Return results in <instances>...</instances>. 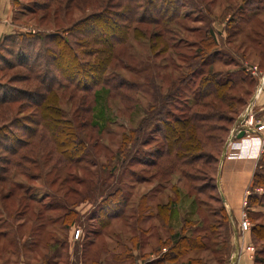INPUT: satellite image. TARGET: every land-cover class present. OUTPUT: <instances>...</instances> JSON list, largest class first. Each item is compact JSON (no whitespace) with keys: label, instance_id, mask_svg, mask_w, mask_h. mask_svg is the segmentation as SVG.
I'll list each match as a JSON object with an SVG mask.
<instances>
[{"label":"rangeland","instance_id":"1","mask_svg":"<svg viewBox=\"0 0 264 264\" xmlns=\"http://www.w3.org/2000/svg\"><path fill=\"white\" fill-rule=\"evenodd\" d=\"M51 1L18 0L17 10L0 15V93L20 97L40 89L35 75L42 70L31 66L45 61L39 51L43 38L57 33L74 43L69 33L75 35V23L100 10L97 0H75L64 10L65 1ZM163 1L153 0V5L159 9L167 5ZM149 2L134 0L132 6L139 14ZM169 4L172 8L163 14L172 22L162 26L158 20L141 38L130 34L107 71L140 86L134 102L122 103L101 90L92 113H76L69 91H57L62 120L76 125L86 148L72 164L57 161L48 153L51 147L38 144L36 137L24 136L25 127L35 125L15 121L32 110L21 102L0 108V264H198L199 255L207 264H230L232 231L221 218L216 177L224 149L237 140L235 132L253 126L260 115L256 101L264 95V0ZM149 31L162 33L164 44L151 46ZM209 71L222 79L229 76L236 85L231 94L244 98L245 105L225 112L232 121L205 125L224 131L203 135L206 140L199 137L200 160L191 165L177 161L168 171L167 160L158 155L165 150L164 126L149 89L161 97L171 87L173 93L178 89L172 100L167 98L171 104L164 107L162 119L182 118ZM85 103L80 109L89 106ZM131 131L139 139L120 152L122 136ZM249 136L242 148L257 145V135ZM17 138L43 153L26 149L12 156L20 144ZM247 209L244 205L242 216L248 219ZM190 244L203 248L192 250Z\"/></svg>","mask_w":264,"mask_h":264},{"label":"trees","instance_id":"2","mask_svg":"<svg viewBox=\"0 0 264 264\" xmlns=\"http://www.w3.org/2000/svg\"><path fill=\"white\" fill-rule=\"evenodd\" d=\"M62 1L66 2L65 8L63 7L64 10L75 0H61L60 5ZM97 1H100L98 6L100 10L91 13L72 27L76 30L75 35L69 33V36L75 40L74 43L67 40L62 34L57 33L43 38L39 51L45 61L42 65L36 61L31 66V68L42 70V74L35 75L40 89L22 93L20 97L11 96L6 92L0 93V108L21 102V105L24 104L27 109L33 111L30 116L22 117V119L18 118L15 122L20 120L35 125L36 128L25 127L27 132L24 133V136L26 134L27 136L32 135L37 138L38 144L51 147L48 151L49 155L52 154L57 158V161L64 165L72 164L74 158L86 148L79 138L80 135L76 125L62 120L63 116L57 107V91H69V100L74 101L76 113L85 112L89 109L92 113L98 98L96 92L101 90L106 91L109 98L120 100L122 103L134 102L135 94L139 92L140 86L127 83L119 78H112L107 74L114 59L115 50L126 42L130 34L134 38L145 36L148 32L147 28L151 25L157 26L159 24L158 20H161L162 26L172 22L170 17L163 14V12H168L172 8L169 4L172 0L167 2L164 0V4L167 3V5L161 6L159 9L156 5H153V0H150L148 10L143 8L139 14V9L136 7L134 10L132 6L134 0ZM57 12L58 9L54 10L55 14ZM34 37L39 40L42 36ZM149 37L151 46L164 44L162 33L149 31ZM207 46L208 48L211 47L210 43ZM221 77L212 71L205 74L200 79V88L194 95L193 103L188 106L185 116L177 119L162 118L164 107L171 104V102H167L168 99L172 100V96H176L178 89L173 93L171 91L174 88H169V93L165 97L159 96L157 90L149 89V91H152L149 94L151 101H154L158 106V122L164 126L163 143L165 150L160 151L158 155L167 160L170 168L167 169L168 171H171L177 161L184 165H191L200 160L201 155L196 154L201 148L199 137L206 140L208 138H203V135L210 136L215 130L224 131L221 127L216 129L205 125L211 121H232V117L224 115L225 112H233L236 104L245 105L244 98H237L231 94L236 86L234 81L229 76L224 79ZM85 102H89V106L85 110L80 109L79 106L86 105ZM215 104H218L219 107ZM161 107H163L162 110ZM143 128L138 130L142 131ZM138 139L139 137L133 131L129 136L123 135L119 151L122 152L128 142ZM17 140L20 144L18 148L11 152L12 156H18L22 150L26 149L29 150L28 153L33 155L43 153L42 151L39 152L40 149L36 152L30 141H21L19 138ZM120 160L121 163H125V159L121 158ZM11 163V159L7 160V164ZM156 165L154 163V166ZM263 167L264 154L259 159L251 190L255 187H264ZM118 192L119 190L108 197L113 198L115 194L118 195ZM255 203L264 207V193L261 195L251 193L247 199L246 207L248 208V206ZM247 212L249 219H253L248 209ZM220 214L222 215L221 218L229 223L224 207L220 208ZM250 234L252 244L256 249L254 264H264V221L251 225ZM192 240L188 239L187 243H192ZM188 248L194 250L201 249L203 246L201 244H190ZM91 264H97V262Z\"/></svg>","mask_w":264,"mask_h":264},{"label":"crops","instance_id":"3","mask_svg":"<svg viewBox=\"0 0 264 264\" xmlns=\"http://www.w3.org/2000/svg\"><path fill=\"white\" fill-rule=\"evenodd\" d=\"M17 8L18 0H0V15L7 16L9 9L10 11H15ZM260 96L256 101V110L258 115H260L253 122V126H247L250 133H252V130L259 122H264V95ZM249 137L237 139L231 148L227 149L216 177V188L220 194L223 207L228 213L232 231L234 252L229 261L230 264H254L256 249L251 242L250 227L255 223L264 221V207L256 203L251 204L248 206V211L252 214L253 219L248 218L249 229L244 232L241 231L240 222L242 220L243 206L247 203L246 199L251 193L256 195L261 192V194L264 193V187H255L251 190L252 180L262 155V145L259 138L255 137L258 140L257 145L251 144L249 148H242L240 144ZM190 260H192V257H190ZM195 260H198V264H207L203 261L202 255L197 256Z\"/></svg>","mask_w":264,"mask_h":264},{"label":"built area","instance_id":"4","mask_svg":"<svg viewBox=\"0 0 264 264\" xmlns=\"http://www.w3.org/2000/svg\"><path fill=\"white\" fill-rule=\"evenodd\" d=\"M240 129H243V130H246V135L247 137H249L250 134H255L257 135V137L259 138L260 142H261V145H262V148L264 146V122L262 123H258L254 129L252 130V133L249 132V130L246 128V127H241ZM239 129V130H240ZM238 131V130H237ZM236 131V132H237ZM235 132V133H236ZM246 206V203L244 204ZM250 227V224H249V221L248 219L246 218V215L243 214L242 216V220L240 222V228L243 230V231H247ZM78 235H79V232L76 233V238H78Z\"/></svg>","mask_w":264,"mask_h":264},{"label":"water","instance_id":"5","mask_svg":"<svg viewBox=\"0 0 264 264\" xmlns=\"http://www.w3.org/2000/svg\"><path fill=\"white\" fill-rule=\"evenodd\" d=\"M245 135H246V130H243V129H240V130H238V131L235 133V137H236L237 139H241V138L244 137ZM225 151H226V148L224 149V151H223V153H222L221 161H222L223 158H224Z\"/></svg>","mask_w":264,"mask_h":264}]
</instances>
